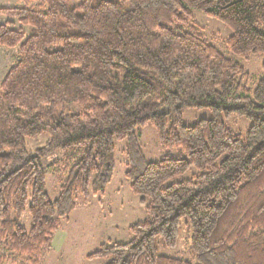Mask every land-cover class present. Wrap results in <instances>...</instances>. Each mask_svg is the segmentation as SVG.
Here are the masks:
<instances>
[{
  "label": "trees",
  "instance_id": "trees-1",
  "mask_svg": "<svg viewBox=\"0 0 264 264\" xmlns=\"http://www.w3.org/2000/svg\"><path fill=\"white\" fill-rule=\"evenodd\" d=\"M193 10L230 30L225 45L234 55L264 54V0H42L0 8L29 28L0 24V46L19 52L0 83V264H42L78 198L105 193L121 140L124 174L147 218L128 226V242L102 244L87 258L193 264L157 249L158 241L177 246L184 221L194 264H264V62L251 91L250 74L205 38ZM185 107L208 108L213 117L186 126ZM231 113L250 122L244 134L224 124ZM145 123L162 148L184 156L147 161L135 133ZM42 135L44 144L28 148ZM58 150L66 176L50 200L42 162ZM25 212L29 229L19 222Z\"/></svg>",
  "mask_w": 264,
  "mask_h": 264
},
{
  "label": "rangeland",
  "instance_id": "rangeland-1",
  "mask_svg": "<svg viewBox=\"0 0 264 264\" xmlns=\"http://www.w3.org/2000/svg\"><path fill=\"white\" fill-rule=\"evenodd\" d=\"M42 2L35 0H0V8L31 6ZM194 18L205 38L213 44L223 55L242 65L250 74L248 87L254 90L257 81L263 76L261 64L264 54L252 55L248 59L241 58L230 52L225 45L230 30L220 21L208 17L200 11L193 10ZM12 21L14 28H22L26 34L29 28L21 26L16 19L0 14V24ZM19 59L18 48L0 46V83L9 70ZM69 111H76L73 105H68ZM162 110H166L163 108ZM213 113L208 108H183L182 122L186 126L194 125L198 120L211 119ZM224 124L237 134H244L250 122L244 117L231 113L225 117ZM142 153L147 161L155 162L165 157L184 156L179 149H164L157 140L154 127L150 123L138 126L135 130ZM47 136H39L28 141V148L34 149L46 142ZM126 140L115 143V170L111 182L105 193L90 194L89 199L83 202L81 197L77 200V207L70 214L68 220L53 235L51 249L44 257L42 264H106L107 259H89L88 254L96 251L100 245L106 243H126L130 240L128 226L143 221L147 218L144 207L139 203V197L134 195L129 188V181L125 177V147ZM65 153L61 150L54 152L43 160L46 171V192L50 200L58 197L60 181L66 174L62 172L59 163ZM195 172L189 170L180 179H186ZM20 224L29 229L31 220L25 212L19 220ZM160 255L183 259L191 263L196 262V257L190 248L189 233L185 222H182L180 238L175 248L164 247L160 241L157 244Z\"/></svg>",
  "mask_w": 264,
  "mask_h": 264
},
{
  "label": "crops",
  "instance_id": "crops-1",
  "mask_svg": "<svg viewBox=\"0 0 264 264\" xmlns=\"http://www.w3.org/2000/svg\"><path fill=\"white\" fill-rule=\"evenodd\" d=\"M87 258V257H86Z\"/></svg>",
  "mask_w": 264,
  "mask_h": 264
}]
</instances>
